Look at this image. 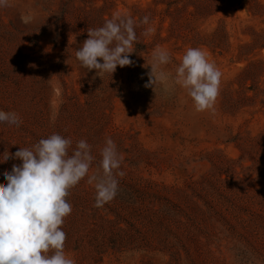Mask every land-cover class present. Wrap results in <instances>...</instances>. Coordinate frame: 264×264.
Returning <instances> with one entry per match:
<instances>
[{
    "label": "rangeland",
    "instance_id": "rangeland-1",
    "mask_svg": "<svg viewBox=\"0 0 264 264\" xmlns=\"http://www.w3.org/2000/svg\"><path fill=\"white\" fill-rule=\"evenodd\" d=\"M8 4L0 7V111L22 123H0V157L53 133L72 140L70 155L81 139L91 145L89 175H103L108 138L123 156L125 175L104 207H94L87 177L70 190L66 254L76 264H264V0ZM117 15L136 22L134 63L100 77L75 52L88 28ZM146 15L149 25L140 23ZM147 27L155 32L145 37ZM157 46L173 76L188 48L207 53L222 72L214 112L196 111L171 82L144 87ZM14 164L22 161H0V184Z\"/></svg>",
    "mask_w": 264,
    "mask_h": 264
},
{
    "label": "clouds",
    "instance_id": "clouds-1",
    "mask_svg": "<svg viewBox=\"0 0 264 264\" xmlns=\"http://www.w3.org/2000/svg\"><path fill=\"white\" fill-rule=\"evenodd\" d=\"M8 6V0H0V7ZM31 20L30 14L21 15L24 24ZM140 23L149 25V16H144ZM135 28L133 18L119 15L101 27L88 28L89 38L75 52L77 60L89 71L97 70L100 77L112 75L117 66H132L134 62L129 57L138 41ZM154 32V27H147L143 35ZM170 62V54L157 46L144 87L156 92L163 85L167 90L171 82L187 91L196 111L214 112L222 72L209 61L207 53L200 48H188L175 76L162 68ZM0 123L18 128L22 121L15 112L0 111ZM71 145L70 138L53 133L32 148H20L14 155L5 151L0 157L2 162L22 161L3 174L7 184H0V264H76L65 252L67 236L61 227L72 213V205L66 199L70 190L87 177L96 189L94 207L102 208L116 197L117 176L123 177L125 172L120 170L123 156L114 141L108 138L101 151L99 166L103 175H89L95 157L86 140H79L70 155Z\"/></svg>",
    "mask_w": 264,
    "mask_h": 264
}]
</instances>
